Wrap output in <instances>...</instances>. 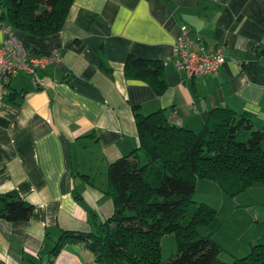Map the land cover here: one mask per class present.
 I'll list each match as a JSON object with an SVG mask.
<instances>
[{"label": "crops", "instance_id": "0c3cea01", "mask_svg": "<svg viewBox=\"0 0 264 264\" xmlns=\"http://www.w3.org/2000/svg\"><path fill=\"white\" fill-rule=\"evenodd\" d=\"M0 24V41L11 27L30 52L61 56L38 74L47 87L27 73L0 86V194L35 206L29 220L0 218V262L43 264L63 231L91 232L94 218L113 216L109 168L140 146L135 106L144 115L164 109L173 125L197 131L213 109L229 107L264 130V0H75L53 35ZM184 25L194 50L226 47L218 73L190 78L178 68ZM131 55L164 62V93L127 76Z\"/></svg>", "mask_w": 264, "mask_h": 264}, {"label": "trees", "instance_id": "16d2710c", "mask_svg": "<svg viewBox=\"0 0 264 264\" xmlns=\"http://www.w3.org/2000/svg\"><path fill=\"white\" fill-rule=\"evenodd\" d=\"M74 1L0 0V20L37 36L53 35L63 29ZM258 55L264 56V46ZM125 72L150 83L158 94L168 87L163 61L131 55ZM7 96L15 100L17 95ZM139 108L134 109L140 146L109 168L113 216L94 218L91 232L63 231L43 264H56L68 238L86 243L100 264H227L214 232L203 233L218 209L194 199L198 179L215 181L231 197L264 184V130L256 128L250 112L229 107L213 109L199 131L173 125L164 109L144 115ZM34 211L16 193L0 194V218L29 220ZM171 234L177 236L179 252L162 262V240ZM228 264H264V238Z\"/></svg>", "mask_w": 264, "mask_h": 264}, {"label": "rangeland", "instance_id": "374dc122", "mask_svg": "<svg viewBox=\"0 0 264 264\" xmlns=\"http://www.w3.org/2000/svg\"><path fill=\"white\" fill-rule=\"evenodd\" d=\"M213 184V185H211ZM194 199L206 202L218 209L215 221L211 228L216 231L214 237L220 239L224 250L221 260L227 264L234 259V254L244 257L250 253L242 254L247 248L251 249L250 240L264 238V184H257L231 197L223 192L215 181L198 179L197 192ZM209 231V230H208ZM203 233H208L203 228ZM64 247L56 260V264L63 257H69L78 264H100L96 261L95 254L88 249L86 243L74 241L70 238L63 241ZM179 252L178 240L175 234L167 235L162 240L160 260L167 262ZM73 256H65V254Z\"/></svg>", "mask_w": 264, "mask_h": 264}, {"label": "built area", "instance_id": "2783aa9c", "mask_svg": "<svg viewBox=\"0 0 264 264\" xmlns=\"http://www.w3.org/2000/svg\"><path fill=\"white\" fill-rule=\"evenodd\" d=\"M0 24V29H1ZM7 36L0 41V86L7 89L12 78L19 73H27L35 77L38 84L47 87L39 78V72L49 65L61 60L58 52L36 54L27 50L11 27H5ZM194 41L189 35V28L184 25L174 46L175 62L178 68L190 78L205 77L218 73L226 61L224 45L208 53L203 46L193 49Z\"/></svg>", "mask_w": 264, "mask_h": 264}, {"label": "bare ground", "instance_id": "6f19581e", "mask_svg": "<svg viewBox=\"0 0 264 264\" xmlns=\"http://www.w3.org/2000/svg\"><path fill=\"white\" fill-rule=\"evenodd\" d=\"M61 261H62V264H78L77 261H75L69 257H63Z\"/></svg>", "mask_w": 264, "mask_h": 264}]
</instances>
